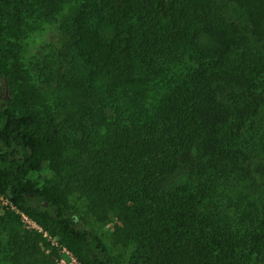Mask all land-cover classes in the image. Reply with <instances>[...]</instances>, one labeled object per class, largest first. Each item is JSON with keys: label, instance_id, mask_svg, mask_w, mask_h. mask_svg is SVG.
<instances>
[{"label": "trees", "instance_id": "1", "mask_svg": "<svg viewBox=\"0 0 264 264\" xmlns=\"http://www.w3.org/2000/svg\"><path fill=\"white\" fill-rule=\"evenodd\" d=\"M0 81L8 262L55 264L20 210L80 264H115L87 217L128 264H264V0H0Z\"/></svg>", "mask_w": 264, "mask_h": 264}, {"label": "rangeland", "instance_id": "2", "mask_svg": "<svg viewBox=\"0 0 264 264\" xmlns=\"http://www.w3.org/2000/svg\"><path fill=\"white\" fill-rule=\"evenodd\" d=\"M58 31L57 27L47 21H34L30 24L28 30L26 31L23 39L21 41V58L23 61L29 63L34 61L32 59L38 51L48 52V48L42 49L49 43H53L57 40ZM3 86V83L0 84ZM6 94V91H0V95ZM52 177V172L47 165H44L40 170L35 171L31 174V178L37 181L40 185L45 183L48 179ZM82 203L77 199V202L73 199L72 213L75 215L76 219L80 216H84L81 213ZM12 207L8 199L0 195V208L1 210ZM20 213L21 228L24 230L36 231L42 235L41 249L45 253H49L51 249H55L56 252L52 255V259L55 264H80L75 256L62 244L59 243L56 236L51 235L48 230H46L42 225L37 223L30 215L27 213L17 210ZM75 211V212H74ZM79 211V213H76ZM89 225L95 230L107 244L109 250L115 257V264H128V252L118 246L113 244V233H112V223L101 224L94 221L92 218H88ZM8 240L3 234L0 233V264H11L4 257V249H7ZM49 244V245H47ZM49 246V247H48ZM26 264V263H24Z\"/></svg>", "mask_w": 264, "mask_h": 264}, {"label": "water", "instance_id": "3", "mask_svg": "<svg viewBox=\"0 0 264 264\" xmlns=\"http://www.w3.org/2000/svg\"><path fill=\"white\" fill-rule=\"evenodd\" d=\"M2 83H3V86L1 87V90L2 91H6V94L5 95L1 94L0 95V98L8 97V87H7V84H5L3 81H0V84H2ZM45 205H47V204H45Z\"/></svg>", "mask_w": 264, "mask_h": 264}, {"label": "flooded vegetation", "instance_id": "4", "mask_svg": "<svg viewBox=\"0 0 264 264\" xmlns=\"http://www.w3.org/2000/svg\"><path fill=\"white\" fill-rule=\"evenodd\" d=\"M0 91H1V86H0Z\"/></svg>", "mask_w": 264, "mask_h": 264}]
</instances>
